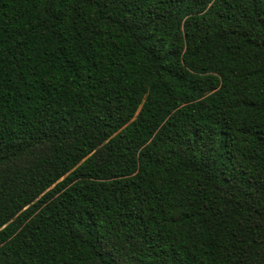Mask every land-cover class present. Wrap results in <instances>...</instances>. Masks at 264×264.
I'll use <instances>...</instances> for the list:
<instances>
[{
	"label": "trees",
	"instance_id": "obj_1",
	"mask_svg": "<svg viewBox=\"0 0 264 264\" xmlns=\"http://www.w3.org/2000/svg\"><path fill=\"white\" fill-rule=\"evenodd\" d=\"M0 264H264V0H0Z\"/></svg>",
	"mask_w": 264,
	"mask_h": 264
},
{
	"label": "rangeland",
	"instance_id": "obj_2",
	"mask_svg": "<svg viewBox=\"0 0 264 264\" xmlns=\"http://www.w3.org/2000/svg\"><path fill=\"white\" fill-rule=\"evenodd\" d=\"M25 162H27V159H21V160H19L18 162H17V164L18 165H20V164H24Z\"/></svg>",
	"mask_w": 264,
	"mask_h": 264
}]
</instances>
